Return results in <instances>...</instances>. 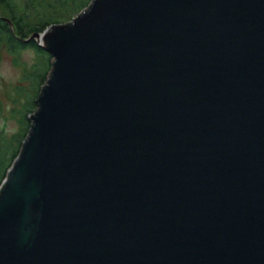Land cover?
I'll use <instances>...</instances> for the list:
<instances>
[{
  "label": "water",
  "instance_id": "95a60500",
  "mask_svg": "<svg viewBox=\"0 0 264 264\" xmlns=\"http://www.w3.org/2000/svg\"><path fill=\"white\" fill-rule=\"evenodd\" d=\"M21 40L52 67L0 264H264V0H91Z\"/></svg>",
  "mask_w": 264,
  "mask_h": 264
},
{
  "label": "trees",
  "instance_id": "16d2710c",
  "mask_svg": "<svg viewBox=\"0 0 264 264\" xmlns=\"http://www.w3.org/2000/svg\"><path fill=\"white\" fill-rule=\"evenodd\" d=\"M91 0H0V15L1 18L10 22V26L6 25L5 20L0 18V43H4L9 52H16L21 48L28 47L33 52L42 56V63L37 67L45 68L43 75L41 74V80L36 85V94L34 98L29 100L26 105L27 109L22 120H20L21 133L12 135L10 140L3 144H0V183L5 177L6 170L11 166L13 159L18 155L22 142L28 133L29 119L27 116L33 113V110L37 108L35 101L37 94H39L40 87L44 84V80H47L48 73L50 71L51 57L48 53H43L33 41L23 42L21 39H28L33 33H42L49 25H59L61 23L70 22L71 18L84 9L87 8ZM11 28V30H10ZM12 31V32H11ZM14 35H13V34ZM15 36V37H14ZM20 39V40H19ZM34 67L32 73L28 74L32 76L35 72ZM32 82V81H30ZM33 83V82H32Z\"/></svg>",
  "mask_w": 264,
  "mask_h": 264
},
{
  "label": "rangeland",
  "instance_id": "374dc122",
  "mask_svg": "<svg viewBox=\"0 0 264 264\" xmlns=\"http://www.w3.org/2000/svg\"><path fill=\"white\" fill-rule=\"evenodd\" d=\"M42 61V56L28 47L12 53L4 43H0V144L4 140L8 142L12 135L21 133L20 120L26 113L23 111L37 93L36 85L45 69L37 67ZM34 67L38 69L35 68L34 74L28 77ZM46 79L42 86L48 77Z\"/></svg>",
  "mask_w": 264,
  "mask_h": 264
}]
</instances>
